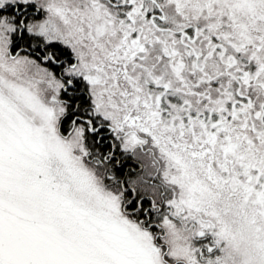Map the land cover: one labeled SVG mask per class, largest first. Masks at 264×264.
Segmentation results:
<instances>
[{"label": "snow or ice", "instance_id": "1", "mask_svg": "<svg viewBox=\"0 0 264 264\" xmlns=\"http://www.w3.org/2000/svg\"><path fill=\"white\" fill-rule=\"evenodd\" d=\"M0 264H264V0H0Z\"/></svg>", "mask_w": 264, "mask_h": 264}]
</instances>
